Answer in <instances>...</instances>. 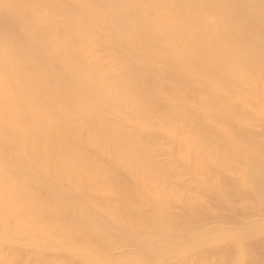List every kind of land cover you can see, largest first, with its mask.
Wrapping results in <instances>:
<instances>
[{"label": "bare ground", "instance_id": "6f19581e", "mask_svg": "<svg viewBox=\"0 0 264 264\" xmlns=\"http://www.w3.org/2000/svg\"><path fill=\"white\" fill-rule=\"evenodd\" d=\"M0 21V158L10 167L0 171V215L21 219L20 232L56 226L78 245L92 240L96 258L140 236L127 223L145 220L162 241L233 238V264L263 262L254 235L264 233V140L242 120L250 86L264 88V0H0ZM167 80L168 102L151 94ZM160 138L196 190L160 167L150 147ZM86 185L101 189L96 207ZM242 244L258 256H237Z\"/></svg>", "mask_w": 264, "mask_h": 264}, {"label": "rangeland", "instance_id": "374dc122", "mask_svg": "<svg viewBox=\"0 0 264 264\" xmlns=\"http://www.w3.org/2000/svg\"><path fill=\"white\" fill-rule=\"evenodd\" d=\"M17 28L22 31L24 30L23 25L20 24H17ZM94 36L104 39V37H101V35H94ZM97 63L99 64V61H97ZM156 66L152 65V67L155 69ZM103 71L111 75H116L119 73L120 69L118 67H107L104 68ZM6 80L11 82L12 80L11 76L10 75L6 76ZM256 83H260V82H256ZM109 85L110 87L112 86L116 87V85H112V83H109ZM171 86L172 83L169 80H167L165 87H167L168 89L166 88V90H162L160 92L152 91L151 94L158 95L168 102L172 99V96L168 93V90L170 89ZM250 89H251L250 93L252 94V96H254L255 102H252L253 104H251V107H249L248 104H244L246 110L244 112L245 114L243 117L244 119L242 120V124L247 125L249 127L248 129L251 132L258 134L259 136H261V139L264 140V122L260 120V123H258L255 120L256 117H264V103L260 102L261 101L260 98L264 93V88L257 89L256 86L253 85L250 86ZM126 96L127 98H129L130 96L132 97L133 95L129 94ZM241 101L242 100H237L235 102L241 104ZM116 120L118 124H122L123 122L121 117L117 118ZM129 120H127V122ZM203 120L208 121L217 131H221V129L219 130L218 128H223L222 131L225 137L227 138V140L228 141L234 140L231 138V137L234 138L235 137L234 135H229V136L227 135L229 132L226 130L224 124L218 123L216 121H211L206 116L204 117ZM124 121L126 122V119H124ZM149 124L150 123H148V125ZM146 127L149 128L148 126ZM175 128L176 127L172 126L169 127L168 129L171 131H176ZM131 131L135 132L132 127H131ZM82 133L89 135V133L84 130H82ZM150 147L151 149H154V152L157 151V153H155V155L157 154L155 159L161 164L160 165L161 168L166 169L167 171H170L173 174H178L179 178L178 177L172 178V181L175 182L178 181L182 183L184 182L189 187H194L196 190L197 187L195 185L197 183H195L192 179L193 171H190L189 168L187 170L181 164L182 162L178 160L181 159V156L177 152H174L173 154L172 152H170L169 150L170 148L167 147L164 138L158 139L156 141V144H152L150 145ZM0 155H1V149H0ZM238 159L239 160L243 159L242 155L239 156ZM0 171L10 172L9 165L5 164V166H3L1 158H0ZM53 172L55 173V171ZM204 174L205 176H202L204 181H208V182L212 181L215 183V186L220 185L217 177L213 175L214 173L204 172ZM117 175H118L117 172H115L114 176ZM237 176H241V173ZM112 186H115L114 182H112ZM86 188L89 189L91 194H95L98 197V198L92 197L89 200L87 199L85 202L86 205L96 207L98 205L97 201L101 200V198L99 197L100 194L98 193L101 189L94 190L88 185H86ZM188 193L192 194V197H197V198L202 197L203 199H208L207 194L210 195L209 196L210 198L212 197L211 192L209 190L201 191V192L188 191ZM14 196H15V200L21 201L19 191L16 192ZM40 204L45 206V205H49L50 202L48 200H41ZM180 205L181 207H184L183 203H181ZM165 210H166L165 213H167L168 209ZM162 214H164V212L157 217L159 224L162 221H164V219L161 218ZM166 217L169 218L167 215ZM256 218H262V217L256 216ZM20 220L21 219L19 218H10L3 213L0 215V226L3 228V230L0 231V264H233L232 260L235 254V244L233 238H230L229 241L223 242V244L221 243L217 244L218 241H213L210 243L204 242L200 244L198 242H190L188 238L179 239L180 237L177 236L179 240L175 243H171V242L162 241L164 238L167 237L166 234L148 233L147 230L153 231V227L158 226V224L154 226H149L145 223L147 221L142 220L144 222H140L136 226H133L132 223L131 224L127 223L128 227H132L133 229L139 230L140 236H136L139 234V232L138 234L135 235L134 234L129 235L132 236V238L130 237L131 239L129 243L128 241L122 242L118 245V247H120L119 249H115L110 252L105 251L104 254L98 253L96 258V256L93 257L91 255V253H94V250L92 249L93 247L92 244H94V242L92 240H90V243H86V244L82 243V245H84L85 247L82 245H78V243H75L74 241L72 242L70 237L65 233V232H69L68 230L64 231L62 227L53 226L57 223L54 221L56 219L54 220L48 219L46 221L56 229V231L51 234H45L37 231L36 233L31 230L20 232L19 230L21 229L18 230L19 227L18 225ZM186 220L187 219L183 218L182 216V218L178 222H183ZM117 230H118L117 233L118 236H122L124 233L126 234L128 233L127 231L122 232L120 229ZM62 233H65L66 236L60 237ZM176 233L178 235L179 232ZM78 234L79 237L83 236L80 235L82 234V232ZM139 239L147 240L149 242V248H147V250H141L138 248ZM254 239L264 240V233L255 234ZM101 240H103V237H100L98 239V241ZM67 254L70 256V258ZM236 254L240 258L244 257L246 259H249L254 256L257 257L259 251L252 249L250 251L244 252V244H242L240 250H238ZM258 264H264V260L263 262H259Z\"/></svg>", "mask_w": 264, "mask_h": 264}]
</instances>
